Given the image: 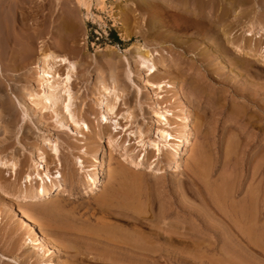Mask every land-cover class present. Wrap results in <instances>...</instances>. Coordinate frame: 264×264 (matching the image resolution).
Instances as JSON below:
<instances>
[{"label":"rangeland","instance_id":"1","mask_svg":"<svg viewBox=\"0 0 264 264\" xmlns=\"http://www.w3.org/2000/svg\"><path fill=\"white\" fill-rule=\"evenodd\" d=\"M91 1L88 12L78 0H0V11L18 7L16 17L10 13L8 19L17 20L19 30L26 24V34H39L33 46V59L52 50L79 64L83 80L78 84L81 90L78 105L91 126L90 132L84 131L89 155H81L86 159L87 169L74 177V163L84 143L81 138L78 139L81 142L77 141L69 131H66L69 136L60 134L55 120L48 116L32 114L24 121L26 111L19 105L12 113L13 119H5L15 125L11 126V133L5 131L6 125L0 120V141L6 138L11 142L5 153L0 154V160H15L18 170L17 177L11 174V169L0 171V253L22 258V264H39L34 246L25 244L28 234L17 212L21 203L7 198L4 191L29 187L23 179L35 171L32 151L41 147L43 137H51L60 140L62 165L48 160L49 169L62 173L65 190L51 200L23 206L56 244L62 264H264V61L252 58L245 62L249 60L241 55L237 58L241 63H237L229 53H214L220 41H215L210 33L212 28L204 23L209 17L202 19L200 13L181 9L182 3L177 0H104L103 6L97 0ZM242 5L235 9L251 11L250 19L244 22L264 24V0ZM259 6L263 12L254 15ZM173 13L180 16L174 17ZM244 30L241 27L239 34ZM260 36L257 39L264 46V33ZM58 40L67 42L65 50L55 48ZM136 45L160 54L163 61H159V55L153 60L159 67L155 76L143 74L135 63ZM47 46L50 47L46 49ZM111 55L116 57L117 61L113 60L116 63ZM124 57L131 59L132 81L128 78L127 64L123 67L119 63L125 62ZM33 66L29 69L31 74L36 73ZM113 72L124 90L123 101L115 111L118 116L111 115L116 122L111 119L105 127L99 125L102 112L95 90L100 79L109 83ZM161 82L172 89L151 88L150 84ZM6 93L13 96L9 89ZM157 104L174 115L168 116V120L175 129L167 130L174 134L173 144L180 141L183 107L191 115L192 147L189 153L182 152L179 169L173 164L166 165L167 161L150 146L158 141L156 134L163 130L153 119ZM129 115L131 119H126ZM114 123L120 125L116 127ZM138 128L147 142L145 167L160 163L167 166L164 170L157 167L156 171H141L131 167L121 140L130 141L127 145L134 151L133 158L138 159L145 149L137 136L130 137V132ZM111 135L121 142L118 148L109 146L107 138ZM64 139L76 148L67 150L62 143ZM102 146H107L104 155ZM90 168L99 169L100 189L95 196L85 198V188L95 174ZM133 214L145 218L143 232L152 229L187 233V245L178 247L175 243L171 247L162 241L158 244H163L165 250L147 251L144 246L139 251L140 257L132 260L128 250L131 243L124 244L123 233L133 232L126 223L132 222L127 218ZM25 249L36 255L33 261L24 257ZM51 261L48 259L46 264H52ZM0 264L11 263L0 259Z\"/></svg>","mask_w":264,"mask_h":264},{"label":"bare ground","instance_id":"2","mask_svg":"<svg viewBox=\"0 0 264 264\" xmlns=\"http://www.w3.org/2000/svg\"><path fill=\"white\" fill-rule=\"evenodd\" d=\"M177 1H179L180 4L182 3L181 9L185 11L190 10L195 14L200 13L199 14L200 18L206 16L209 17V20L206 19L207 21H204V23L209 24L210 27L212 28L211 32L210 31L209 32L212 33V37L217 39L215 41L216 42L220 41L218 42V44L216 43L217 45L215 44L216 46L214 48V53H218L219 51H221V54L229 53L236 60L239 57L241 58V55H245L246 59L249 60L245 62H250L252 58H258L264 61V46L261 45V41H258L257 39L258 36L261 35V33H264V24H262L261 22H252L250 20L244 22L250 19L251 11L240 12L239 10L235 9L236 6L238 7L239 5L243 6L242 5L243 3L249 4L253 0H177ZM91 3H92L91 0H78V4L80 5V7H84L85 10H87L88 12H90L91 10V5H92ZM97 3L103 6L105 2L104 0H97ZM10 9L8 11L6 7L4 11L3 10L0 11V120H2V123L6 125L5 131L11 133V126H13L14 123L12 124L10 120H5V119H13L12 113H14L16 109L20 107H23L25 109L23 110L26 111V113L23 112L24 114L22 119L24 121L26 119H29V117H31L32 114L33 116L38 115L41 117H47V116L51 117L52 119L55 120L56 128L60 132V134L65 135L67 133L66 131H69L70 135L72 137H75L77 141H79L78 139L81 138L80 140L84 142L83 147L80 148L81 154L78 158H76L77 162L74 163L75 169L73 171L74 177L76 176V174H81V173L83 174L86 172L87 162L86 159H83L82 156L86 157L89 155L88 154L89 149L87 148V145H85L86 142L85 140H87V136L85 133L91 131L90 128L91 126L88 124L87 121H85V118H83L82 112L78 105V99H80L81 97L80 96L81 90L80 88H78V84L80 83V80L83 78V76L82 78L80 76L79 64L77 62L71 61L67 56H64L65 54L61 55L56 51H52V50H50L49 52H42L41 55L39 54L40 56L38 58L33 59L32 58L34 56L33 46H34V42L36 40L38 41V38L36 36H39V34L37 33L33 35H30V33L26 34L27 32L26 24L21 25L22 27L21 26L20 27L22 28V30H19L20 28L18 29V26L16 25V23H18L16 22L17 20L11 22L12 20L9 21L8 19L9 18L8 16H10L11 14H14V17H16L18 7H16L15 9L12 8V11H10ZM217 9L221 10L219 15L216 13ZM259 11L263 12L260 6L258 7L257 12H255L254 10L255 12L254 15H256V13L258 15ZM178 14L173 13V16L176 17ZM244 24L245 26H243ZM222 27H224L223 34L222 32H220L222 31L221 29H223ZM241 27L245 28V30L243 31V33L241 31V34H239ZM126 36L123 37L126 39ZM238 36H241L242 38L240 39ZM65 40H61V41L58 40L59 42H56L54 44L55 48L65 50L67 48V42ZM225 43H227V45ZM49 47L47 46L46 49ZM146 47L147 46L136 45L137 53L134 58L135 59L134 61L139 66L143 74L145 72L147 76L152 77L159 72V67L155 64V62H153V60L155 59V55L156 56L159 55L160 58V54L158 53L154 54L150 51V49L148 48L146 49ZM39 49L40 51H44L43 47H40ZM217 49L218 51H216ZM111 56H112L111 59L113 61L116 57L113 55ZM219 59H221V57ZM120 60L123 59L120 58ZM124 61L125 62L119 61V63H123V67L127 64V66L129 67V68L127 67V69H129L128 75L130 74L128 78L129 80L132 81L133 80L132 75H134V73L132 70L131 59L125 58ZM159 61H163V60L160 58ZM236 62L241 63V61L238 60ZM221 63L222 65L225 64L224 61H222ZM32 65L35 66V67L33 66L36 70L35 74H31L29 71V69H32V67H30ZM112 67H114V65ZM116 67H118L117 64ZM114 74L115 73L113 72V75L112 74L110 75L109 83L105 80L100 79L99 86L97 87V90H95V93L97 91V94L100 97V101L98 105H99V109L102 112L101 117L99 118L100 119L99 125L105 127H107L109 121L112 119L111 115L117 114V112H115L117 106L118 104H121V102L123 101V95H121V93L124 94V90L120 89L121 85H120L119 77ZM232 74L235 77H238L234 72H232ZM86 80L87 79H85V81ZM150 85L151 88L153 89L156 88L158 90H162L165 87L172 89V87L166 82H161L159 84H150ZM146 88H150V87L148 86ZM8 89L12 91L13 93L12 97L6 93ZM18 105L20 107H18ZM183 108L185 111V116L182 118L183 124L181 125L182 130L180 132V137H179L180 141L177 144L172 143L174 141V134L167 131V130L175 129L168 120V116L174 117V115L171 114V111L168 110L164 112L161 104H157V109L155 110L153 117V119L158 124L163 126V130L159 131L156 134L157 135L156 138L158 141L151 142L150 146H152L154 150L157 151L158 155L164 158V161H167L166 165L173 164L176 169L180 168L179 160L181 159L182 152L186 151L187 153H189L192 147V143H191L192 128L190 127V122L192 118L188 110L185 107ZM125 118L131 119V116L129 115ZM200 120L201 122L199 123V126H202L203 120L202 119ZM112 121L116 122L113 119ZM115 125L116 127H118L120 124L116 123ZM140 129L141 128H138L136 132L135 131L130 132V137L137 136L138 139L140 140L139 144H141V146H143V149H145L147 142L145 141L146 139L144 138V133L141 132ZM84 131L86 132L84 133ZM103 131H105V129ZM101 138L102 137H100V139ZM64 140L65 141H63L62 143L66 145L67 150L70 148L71 149L74 148L75 145H73L69 140L66 139ZM107 140L109 146L112 148H115L116 146L118 148V146L121 144L117 136L111 135L109 136V138H107ZM59 141H60L59 139L56 140V139H52L51 137H43L40 143L41 147H37L32 151V155L35 156V160H34L35 171L32 174L26 175L23 179L24 183L26 185H29V187L26 186V189L22 191L17 189H10L8 191H4L7 198L16 200L22 204V205L21 204L17 205V212L19 213L20 221L23 224V227L26 229V232L28 234V238L26 237L27 240L25 244L29 243L28 245L34 246V249L35 251H37L39 257V262L37 261L39 264H46V261L48 259L52 260L51 261L52 264H62V262L58 258V248L56 244L48 237V235L44 232V230H42L40 224L34 219L32 214L28 210H26V208L23 205L33 202L42 203L63 194L65 189L63 186L64 180L62 173L60 171H55V173H53L54 171L52 172L49 169L50 164L48 161L51 160L53 161V163L54 162L56 163L57 161L58 165L60 166L62 165L60 163L61 161L60 155L62 154V152L60 151L61 147L59 146L60 145ZM121 141L123 143V150L125 151V155H127L129 161L131 162V167L134 168L135 170L142 171V169H147L151 171V170H155L157 167L158 170H164V168L167 167L165 165L162 166L160 163L155 165L154 163H152L149 164V166L145 167L147 149L143 150V154H141V156H139L138 159H134L133 158L134 151L132 150V148H130L127 145V142L130 141H124L123 139ZM10 143L7 141L6 138L0 141V154L5 153L7 148L11 146ZM43 147L45 149H43ZM106 147L107 146L101 147L102 155L105 154ZM46 148H48L49 152H47ZM168 148L171 149V152L165 153L164 152L165 149L168 150ZM101 165L103 170H105L104 162H102ZM4 169H8V170L11 169V174L17 177L18 170H17V163L15 162V160L14 161H12V159L0 160V171ZM92 171L93 172L95 171V174L94 176L90 177L89 184L87 188H85V192H84L85 198L87 197L91 198L92 195L95 196L97 191L100 189V180L97 174V172H99V169L96 168ZM120 175L123 176L124 173L122 172ZM12 208L13 205H11V209ZM103 211H105V208L103 209ZM127 219L132 221V222L126 221V223L132 227L133 232H124L123 241L125 242L124 244L126 245L128 243H131L129 244V246L131 245V248L128 250L131 251L132 260H136V258L140 257L139 251L141 247L144 246H146L144 250L151 249V250L159 251V250H165L163 244L161 245L158 244L162 241L164 243H167V245L170 244L171 247L175 243H177V246L178 244L187 245L188 243V238H187L188 235H186L187 233H183V232L176 233L175 231L174 232L169 231L167 233L152 229L149 230L150 232L147 233L141 230L143 228L142 224L145 218L141 217L140 215L133 214L129 216ZM176 234H178L177 237ZM115 243L120 245L119 242H115ZM200 245L201 243H199V246ZM23 252H24L23 253L24 257H27V259H29L30 261H33L34 257L36 256L34 255V253L30 251V249L28 250L25 249ZM182 253L184 254L185 252L182 251ZM0 259L3 261H8L11 264H22V261L24 260V259L22 260V258H16V257L10 258L1 253H0Z\"/></svg>","mask_w":264,"mask_h":264},{"label":"trees","instance_id":"3","mask_svg":"<svg viewBox=\"0 0 264 264\" xmlns=\"http://www.w3.org/2000/svg\"><path fill=\"white\" fill-rule=\"evenodd\" d=\"M112 39L117 43L119 42L115 34H112Z\"/></svg>","mask_w":264,"mask_h":264}]
</instances>
